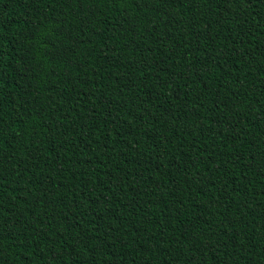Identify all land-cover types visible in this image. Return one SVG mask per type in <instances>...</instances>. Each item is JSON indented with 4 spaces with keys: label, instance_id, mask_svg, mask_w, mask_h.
Wrapping results in <instances>:
<instances>
[{
    "label": "trees",
    "instance_id": "16d2710c",
    "mask_svg": "<svg viewBox=\"0 0 264 264\" xmlns=\"http://www.w3.org/2000/svg\"><path fill=\"white\" fill-rule=\"evenodd\" d=\"M0 264H264V0H0Z\"/></svg>",
    "mask_w": 264,
    "mask_h": 264
}]
</instances>
